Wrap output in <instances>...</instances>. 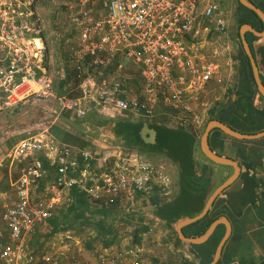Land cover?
I'll list each match as a JSON object with an SVG mask.
<instances>
[{
	"label": "built area",
	"instance_id": "2783aa9c",
	"mask_svg": "<svg viewBox=\"0 0 264 264\" xmlns=\"http://www.w3.org/2000/svg\"><path fill=\"white\" fill-rule=\"evenodd\" d=\"M44 6L51 16L66 9L78 32L71 61L80 79L79 96L60 94L48 66L51 28ZM236 65L222 0H0V109L53 99L60 111L80 117L96 109L142 119L162 106L171 111L161 121L198 129L214 109V81L229 90ZM42 153L56 168L55 186L76 188L94 206L133 211L148 207L152 196H172L168 166L142 151L118 145L97 167L91 149L77 151L46 135L24 137L0 163L26 161L15 200L0 211V264H142L140 246L107 248L95 260L79 259L67 245L39 256L32 251L30 237L57 203H32V185L46 172Z\"/></svg>",
	"mask_w": 264,
	"mask_h": 264
},
{
	"label": "crops",
	"instance_id": "0c3cea01",
	"mask_svg": "<svg viewBox=\"0 0 264 264\" xmlns=\"http://www.w3.org/2000/svg\"><path fill=\"white\" fill-rule=\"evenodd\" d=\"M231 1L232 0H222V6L229 11V28L232 39L236 45L237 65L234 81L232 82V87L229 90H225L221 84L214 81V89L210 92V96L214 101V107L217 108H220L222 105L229 104L230 101H232V105H235L234 101L237 97L242 95V92H239L238 94V91L242 90L244 85L242 80L243 76L241 74L243 67L242 47L244 48V46L240 31L241 27L238 26L237 5L235 10H233L234 6H232ZM236 1V3H238V0ZM42 12L45 21L48 22V26L50 27L49 23H52L53 19H51V17H53L51 16V10L44 6L42 7ZM48 34V36L52 37L53 40L55 39V31H49ZM254 34L260 37L255 41L257 50L261 47V45L264 50V35ZM57 36H59L58 32ZM58 39L57 41L55 39V41L50 43L48 46L47 61L55 79L62 82L67 80V69L72 67L71 53L69 48L67 49L61 46V42L59 41L60 39ZM259 59H261L259 67L260 73L264 77V62L262 63V55L260 57V54ZM71 86L72 84L70 82L68 88ZM41 101L42 103L36 100H29L23 107L18 109H0V163L6 157L8 151H10L12 147H14L22 138L27 136L46 135L54 138L59 143L71 145L74 150L77 151L82 148L91 149L97 153V160L95 162L97 167L103 165V155L110 152L118 145L124 146L122 144L125 142L124 140L128 143L125 144V146L130 148L136 147L134 146V142L132 143L128 140L126 133L124 134L118 130L117 122L106 120V118L110 119L114 117H111L101 110L94 109L87 115L80 117L66 111H60L54 102L51 106H45L43 105V102L46 100ZM259 103H261L260 100ZM246 105H248V100L246 97L242 96L239 105V120L244 121V124L241 125H247L249 121H252V124L255 123V120L253 119L254 117L251 120H248L249 115H247V111H244L245 108H243ZM253 106L257 109L259 104H254ZM168 111L171 110L167 107L165 108L161 106L156 109L155 113H153L154 115L142 119H135L132 116L134 118L132 121H141L143 123L148 122L152 127H154V124L166 125L172 129L171 131L173 136L175 132L178 133L175 137L176 141L173 140L172 142L169 140V137L172 136V134H165L163 131L154 127L157 130L156 143L151 144L145 142V144L137 145L143 149L141 151L144 152V155L148 159L168 166L173 179L172 196L168 200H162L157 195L152 196L149 199L150 205H148V207H145L144 209L137 208L133 210L134 212L130 210L126 211L122 208L120 209H122L121 212L124 213V218L128 217V212H132V222L131 224L126 223V225L134 227L135 230H137L131 234V237L135 241L136 236H141V242L136 246H140L143 250L141 254L142 264H187V261L191 264L192 262L194 264H200V259L196 257L190 249V244L193 242L182 238L178 227V224L181 221L191 217H185L176 223L168 222L156 214V206L173 202L184 192L186 201L191 195H194L197 198V201L189 202V207L194 211L197 210V205L205 201V204H202L204 206L199 205L202 212L214 191H216V189L222 186L230 177L234 175L236 167L232 164H219L215 162L208 157L202 149V138L209 123L213 120L220 119L210 118L206 125L198 129H188V131L196 137L193 144L194 149L192 147L190 153L191 158L188 159L186 158L188 156L185 153V146L181 143L182 139L178 138L179 134L185 135L184 131H176L179 130L178 128L180 126L178 127V125L167 124L165 122L166 120L161 121L163 113ZM48 115L50 116V122L48 124H42L44 123L42 121V117ZM222 122L229 125L224 121ZM235 122H238V120H235ZM222 139H224L225 142L224 146L220 144ZM235 139L243 140L244 146L240 148L239 145L241 144L236 145ZM209 146L214 152L234 159L240 167L239 176L222 190L208 210L211 211L212 216H216L214 221L220 218H226L231 227V233L225 241L221 255L215 264H240L238 261L240 257H244L246 259H259V257L264 255V234H258L260 231L264 230V206H257V208L252 206L251 200L248 197H245L246 195L242 198L241 191H246L245 189H247V191H257V195L264 199V136L242 139L226 133L219 127H214L209 133ZM240 151L243 155L239 154ZM244 155H246L249 159H252V162L254 163V168L249 170L248 173L250 176L254 175L258 177L257 185L248 184L247 182L244 183V180L241 177L243 172L246 170L243 163L248 161ZM41 159L46 168V172L43 176L37 178L32 185V203L36 206H40L45 205L52 199L59 202V198L57 197L59 195V191H68L69 197H71L70 199H74V196L71 193L76 188L71 190L58 189L55 186L57 171L52 163V159L43 153L41 155ZM46 162H49V165H52L53 167L48 170ZM22 163H26V161ZM192 163L194 166V175L184 176L180 166H184V170H186L188 164L190 165ZM12 171L13 164H8L6 162L5 167H0V210L5 206V204H7L4 197L10 191H14L13 195L14 198H16L15 183L17 179H13ZM36 181H38L37 189L34 187ZM244 185L246 188H244ZM33 191H38L39 197L35 198L33 196ZM45 195H48V198H46ZM236 220L241 223L243 222L242 224L245 226L244 232H242V236L239 238L233 237V235L241 234V230L235 225ZM191 223L183 225L182 231L187 238H197L199 236H192L193 231L188 229V225ZM142 228H145L146 230H143ZM216 229L219 230L217 237H220L221 242L227 233L228 225L225 222L218 223L212 234L216 231ZM211 235L207 239H209ZM122 236V232L120 231L116 243L110 247H114ZM30 238V247L38 256L45 252H49L48 249H42V251L36 246H32L35 241L32 240V237ZM41 242H43V239ZM54 247L50 250V252L54 251ZM224 251L227 254L225 257L223 256ZM221 257H223V259L227 258V260H220ZM213 260L209 264H211ZM127 264L131 263L128 261Z\"/></svg>",
	"mask_w": 264,
	"mask_h": 264
},
{
	"label": "trees",
	"instance_id": "16d2710c",
	"mask_svg": "<svg viewBox=\"0 0 264 264\" xmlns=\"http://www.w3.org/2000/svg\"><path fill=\"white\" fill-rule=\"evenodd\" d=\"M249 1L253 2L254 4H256L259 8H261L264 11V0H249ZM237 14H238V26L239 27H241L243 24L248 23V24H251L254 28H256L259 31L264 30V22L262 18L258 15V13L252 8L244 5L239 0L237 3ZM246 37L252 47L253 53L260 67L261 59H259V54H260V57L262 55V63H263L264 62V50L262 48V45L261 47H259L258 50H257V47L255 46V41L258 40L260 37L255 35L251 31H248L246 33ZM242 56H243L242 57L243 67H242L241 74L243 76L242 80L244 82V85H243L242 90L238 91V94L239 92L240 93L242 92V95H240V97H237V99L234 101L235 105H232L231 104L232 101H230L229 104L222 105L220 108L214 107V109L211 111L210 118L211 119L218 118L221 121L228 123L230 126L235 128L236 130L242 131L243 133L255 134L257 132L264 130V97L262 96V94L259 92L257 88V84L253 76L249 58L243 47H242ZM261 78L264 82V77L262 76V74H261ZM70 82L73 85V89L69 90L67 95L79 96L82 93L81 89L79 88L80 79L77 78V73L74 70L71 73L69 72L67 73L66 81L65 80L62 82L56 81L57 85L59 83L58 87H60V84L63 86L66 85L68 87ZM71 87H69L68 89H71ZM58 90L60 94H63V91L61 90V88H58ZM242 96L246 97L248 100V105L243 107L245 108L244 111H247V115H249L248 120H251L254 117L253 119L255 120L254 121L255 125L252 124L253 123L252 121H249L247 125H241V124H244V121L239 120L240 118L239 105H240V100ZM259 100L261 103H259ZM36 101L42 103L41 100H36ZM53 102L55 103L53 99L46 100L45 102H43V105L51 106ZM254 104H257V105L259 104V107L255 109V107L253 106ZM130 116L131 114H129L128 117H114L110 119L106 118V120L117 122L118 130L123 132L124 134L126 133L128 136V140H130L132 143L133 142L135 143L134 146L136 147H132L130 149L132 150L136 149V150L141 151L143 149L137 145L145 144V142L140 136V129L143 125V122L132 121V119H130ZM49 117H50L49 115L43 116L42 121L44 123L42 124H48L50 122ZM235 120H238V122H235ZM153 126L156 127L158 130L163 131L165 134L166 133L172 134V131H171L172 129H170V127H167L166 125L154 124ZM178 129L179 130H176V131H180V132L184 131L185 135L179 134L178 138L182 139L181 143L184 144L185 153L188 156L186 158L189 159L191 158L190 153H191V149L193 147L194 140L196 137L190 131H188L189 128L186 129L184 127H179ZM177 134H178L177 132L174 133V136L172 134V136L169 137V140L173 142ZM235 141H236L235 142L236 145L241 144L239 145L240 148L244 146L243 140L235 139ZM224 143H225L224 139H222L220 141V144L224 146ZM239 154L243 155L241 151ZM246 158L248 161L243 163V165H245L246 167V170L243 172L241 177L243 178L244 183L247 182L248 184L257 185L258 177L254 175L250 176L248 173L249 170L254 168L253 167L254 163L252 162V159H249L247 156ZM46 163H47L46 165L48 167V170L53 167L52 165H49V162H46ZM180 169L184 176L194 175L193 163L190 165L188 164V167L186 168V170H184V166H180ZM244 188H246L245 185H244ZM245 190L246 191H241L242 198L246 195L245 197H248L251 200L252 206L256 208L257 206H260V207L264 206V199H262V197H259V195H257L258 193L257 191H247V189ZM71 194H73L74 199L69 207V211L71 212L72 218H74L75 223H77L78 225H84V226L85 225L95 226L97 230V235L95 236L96 238L98 235L102 236L104 248H108L111 245L115 244L118 239L117 237L119 235V232H120L118 231V229L115 228V225H116L115 222L117 221V218H124V215H123L124 213L121 212L122 209L117 207V205L91 206V202L88 201V199L82 193H79L77 189H74ZM196 199L197 198L194 195H191L187 198V201H186V196L183 192L182 194H180V196H178V198L175 201L165 203L164 205H157L156 214L160 218L168 222H174V223L180 221L181 219L185 217H192L201 212V207L199 205L204 206L202 204H205V201L201 202V204L197 205L196 207L197 210L195 211L192 210L189 207V202L197 201ZM127 216H128L127 217L128 220L125 221V223L131 224L132 212H128ZM49 219L52 222H56L54 216L50 217ZM215 219H216V216H212L211 211H208V213L205 214L202 218L189 224L188 229L193 231L192 236H200L207 231V229L209 228V226ZM242 223L236 220L235 225L237 228L241 230V234L233 235L234 238H239L240 236H242V232H244V229H245V226H243L244 224ZM142 229L146 230L145 228H142ZM57 230L59 231L58 226L54 228L55 232ZM218 231L219 230L216 229V231L211 235V237L202 243H191L190 244V249L196 255V257L200 259V264H209L214 259L215 251L220 242V237L219 236L217 237ZM140 242H141V236H136V241H135L136 244L134 245V247L137 244H140ZM88 246L92 247L90 242L88 243ZM225 255L227 256L226 252L224 251L223 256L225 257ZM221 259L223 261L227 260V258L223 259V257H221L220 260ZM238 261L240 262V264H264V255L259 257V259H254V258L246 259L244 257H240ZM187 262H188L187 264H191L189 261ZM192 264L194 263L192 262Z\"/></svg>",
	"mask_w": 264,
	"mask_h": 264
},
{
	"label": "rangeland",
	"instance_id": "374dc122",
	"mask_svg": "<svg viewBox=\"0 0 264 264\" xmlns=\"http://www.w3.org/2000/svg\"><path fill=\"white\" fill-rule=\"evenodd\" d=\"M236 0H232L231 4L234 6L233 10L236 8ZM66 9H63L59 14H54V19H52V23L50 24V31H55L54 38L61 42V46L65 48L70 49V53L72 48L76 45L78 32L72 26L71 21H68L65 17ZM52 15V13H51ZM55 29V30H54ZM59 36H57V32ZM49 35V34H48ZM52 37L48 36V43H53ZM123 63L127 64L129 62L128 58L122 59ZM72 64V61H71ZM73 71L72 67L67 69V73H71ZM57 80V79H56ZM59 82V80H57ZM59 86V83H58ZM63 93L68 94L69 89L65 85H61L60 87ZM67 88V89H66ZM73 89V85L70 90ZM130 119L134 118L132 115L130 116ZM122 144L125 146V144H128L126 140H124ZM127 147V146H125ZM130 148V147H127ZM97 154V153H96ZM9 164V163H8ZM26 166V163H14L13 164V171L12 176L13 179L16 180L22 173L23 168ZM8 169V168H7ZM39 180V179H38ZM38 181L34 184L35 189H37ZM14 191H10L5 197L4 200H6L7 203H10L15 200L14 198ZM33 196L35 198L39 197L38 191H33ZM46 196V195H45ZM59 199L54 206L53 214L51 217H55L56 222H52L50 219H47L45 223L41 224L38 231L32 236V240L35 241L32 246H36L40 250H51L57 247H63L65 245L69 246L71 248L70 253H74L79 259H89V260H95L98 258L100 253L104 251L107 248L103 247V238L101 235H98L97 238L95 235H97L96 227L93 225H78L75 223L74 218H72L71 212L69 211V207L71 203L73 202V199H70L68 191H59V195L57 196ZM34 198V200H35ZM48 198V195L46 196ZM91 206H94V203H91ZM1 211V210H0ZM128 219L126 218H117V221L115 222V228L118 229V231L122 232V237L119 239L118 243L114 247H108V249H120L123 247H134L135 240L131 237V234L135 231L134 227L126 225L125 221ZM58 226L59 231H54V228ZM68 228H67V227ZM66 227V228H64ZM259 235L264 234V230L260 231L258 233ZM43 239V242H41ZM91 243L92 247L88 246V243ZM42 243V244H41ZM35 247V248H36ZM43 251V250H42Z\"/></svg>",
	"mask_w": 264,
	"mask_h": 264
},
{
	"label": "water",
	"instance_id": "95a60500",
	"mask_svg": "<svg viewBox=\"0 0 264 264\" xmlns=\"http://www.w3.org/2000/svg\"><path fill=\"white\" fill-rule=\"evenodd\" d=\"M240 1L244 5L255 10L264 22V11L261 8H259L256 4H254L253 2H251L249 0H240ZM240 31H241V35H242L243 46H244L245 52L249 58L250 65H251L252 72H253V76H254L255 82L257 84V88H258L259 92L262 94V96L264 97V82L261 78L259 65H258L257 59L253 53L252 47H251V45H250V43L246 37V33L248 31H252L258 35H264V30L259 31V30L255 29L251 24L247 23V24H243L241 26ZM214 127H219L221 129H223L226 133H228L232 136H235L237 138H242V139L258 138V137L264 136V131H261L259 133H255V134L243 133V132L238 131V130L232 128L231 126L223 123L220 120L211 121L207 127L206 132L203 135L202 149L208 157H210L212 160H214L215 162H217L219 164H232L236 167V171H235L234 175L232 177H230L222 186H220L218 189H216V191H214V193L209 198L205 208L203 209V211L200 214H198L194 217L185 219L178 224L180 235L182 238L187 239L193 243H201V242L205 241L212 234V232L214 231V229L218 223H220V222L227 223V225H228L227 233H226L225 237L222 239V241L219 243L218 248H217L216 253H215L214 260L211 264H215L217 262V260L219 259L221 252H222L223 245L231 233V227H230L228 220L226 218L217 219L216 221H214L210 225L209 229L206 231L205 234H203L197 238H187L182 231V227L185 224L191 223V222L196 221L197 219L203 217L208 212L211 204L216 199V197L222 192V190L225 187H227L231 182H233L240 174L239 164L234 159L222 156V155L214 152L211 149V147L209 146V133H210L211 129ZM140 136L143 139V141L146 143H151V144L156 143V141H157V139H156L157 130H156V128L152 127L148 122H144L141 129H140Z\"/></svg>",
	"mask_w": 264,
	"mask_h": 264
}]
</instances>
